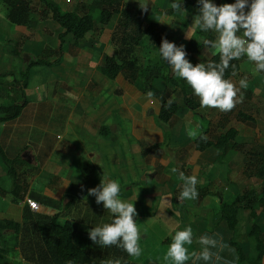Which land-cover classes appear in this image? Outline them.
Here are the masks:
<instances>
[{
	"label": "crops",
	"instance_id": "obj_1",
	"mask_svg": "<svg viewBox=\"0 0 264 264\" xmlns=\"http://www.w3.org/2000/svg\"><path fill=\"white\" fill-rule=\"evenodd\" d=\"M51 1L61 10L79 15L85 14L93 2V0ZM171 2L173 0H123V3L132 9L143 10L146 23L156 22L164 25L170 42L175 43V45L182 43L187 45L189 40H194L190 38L193 35H196L199 40L203 32L199 30L189 31L188 28L193 23V18L199 14V10L182 3L185 13L183 11L176 12L170 8ZM212 2L217 6L230 3L229 0H212ZM141 6H146L147 11ZM117 20L118 16L102 28L98 24L96 27L101 28V32L98 34L88 33L78 44H74L72 38L67 37L69 52L68 49H64L61 61L56 66L60 67L62 62L66 61L67 56L103 57L105 52H109L107 55H113L114 50L110 44V38ZM53 23L54 29L50 30L52 34L46 35V41L42 44L55 50L59 47L58 35L63 30L55 22ZM17 27L20 26H15V28ZM212 32L215 40L218 34L215 31ZM90 42H92L91 45ZM202 43L203 41L198 44ZM201 58L203 60V57ZM245 73L248 71L243 70L242 79ZM240 74L242 73L240 72ZM240 74L238 73L236 76L240 77ZM236 76L228 79L234 85H236ZM101 78L104 84L111 81L103 76ZM70 79L69 77L67 80ZM124 82L127 85L121 97L117 100L112 97L113 102L110 105L104 102L100 103L97 109L86 111L84 115L86 123L95 121V123L99 122L105 125V127L99 128L98 135L101 138L95 139L93 136L92 143L90 141L92 146L96 147L95 153L98 161L95 164L83 156H79L78 159L81 160L79 168H83L87 161L95 168L92 183L96 178V187L100 184L101 179L117 181L120 187L117 198L122 202L134 204L137 212L134 220L141 237L138 241V246L141 249L140 256H129L122 247L117 245L103 247L90 240L89 230L112 223L115 219L114 214L106 210L102 203L98 205L95 200L91 203V198L87 199V189L83 188L82 177L80 175V177L74 178L75 171L73 169L68 171L67 180L69 179V181L65 180L61 186L57 187L60 180L58 179L59 175L55 173H59L61 170L53 164L59 161L62 156L57 151V145L47 139L50 129L54 134L53 128L57 122L52 118L49 122L52 123L50 128L49 123H41L43 120L38 122L37 117L32 121L25 120L26 116L23 114L13 121L0 124V144L3 150L9 158L21 155L25 161L34 166L35 170L29 171H39L34 180L41 179L45 173L47 175L53 174L58 180V184L55 186L50 185L48 179L46 183L39 182L36 188L33 183L29 182V179L27 180L28 172L22 175L28 185L25 198L36 201L40 206L38 212L29 209L30 215L53 216L68 200V198L66 201L64 200L66 195L73 197L90 209V213H80L77 216L76 223L80 226L77 236L81 246L103 263L109 260L113 262L119 260L120 264H173L170 259L165 260L164 258L168 246L172 243V237L176 231L190 226L193 239L191 245H185L190 254V259L185 264H193L191 253L200 251L198 241L200 237L205 235L217 239L223 245L212 250L219 256V259L214 255L207 264H254L256 250L253 241L248 236L251 227L249 212L239 210L236 217L237 224L234 230H231L226 222L221 219L220 208L223 203H230L237 195H242L247 191L257 193L261 181L254 176L245 175V156L240 152L228 150L222 163L218 162L220 153L212 148L203 152L195 150L193 140L200 133L199 122L206 120L210 123V127L215 126V133L212 136H210L211 131L209 129V139H214L225 130L220 128L222 126L218 123H211V117L206 118L207 111L209 113L212 108L203 109L200 105L196 110H193L180 106L169 125L170 144L167 149H163L165 142L163 130L156 123V113L159 107L155 111V116L148 118L147 113L152 106L151 101L148 100L149 97L147 98L143 94L141 86L137 87L135 83L131 84L126 79ZM258 85V82L256 84L247 82L246 89L240 88L239 84L236 87L256 95ZM161 87L164 88V84ZM195 100H199L196 95ZM197 112L200 113L197 115ZM58 115L56 113V116ZM72 117V113L64 115L61 125L67 127L71 124ZM136 122L137 126L134 128ZM84 125L86 126V124ZM101 128L105 129L104 134H100ZM130 128L133 132L128 130ZM135 129L137 130L135 131ZM236 130L235 140L238 144L243 143L251 145V148L255 146L256 149H264L263 115H252V121L243 123L240 129ZM57 139L61 140V137L58 136ZM86 139L88 138L86 137ZM81 146L87 147L88 144L85 142ZM29 157L35 162H31ZM52 157H59V160L51 159ZM173 168L177 169L175 173L172 172ZM181 172L185 177H196L197 184L195 187L198 192L196 199L181 200L179 198L184 185V181L180 179ZM0 184L3 188L0 190L1 229L5 220L22 223L25 220L27 206L22 200L6 193V189L10 188V183L1 166ZM254 210L258 216L259 224L264 227V207L255 204ZM73 220L71 219V221ZM4 234L8 235L9 233L5 232ZM9 249H14L17 256L13 259L10 253L7 254L4 264H33L22 258L19 248L9 246ZM195 264H206V262L199 260L195 261ZM260 264H264V255Z\"/></svg>",
	"mask_w": 264,
	"mask_h": 264
},
{
	"label": "trees",
	"instance_id": "obj_2",
	"mask_svg": "<svg viewBox=\"0 0 264 264\" xmlns=\"http://www.w3.org/2000/svg\"><path fill=\"white\" fill-rule=\"evenodd\" d=\"M42 6L41 16H49L63 32L58 35L59 47L55 50L44 51L55 56L49 61L43 57L30 60L22 71V85L17 84V100L0 104V124L17 119L27 105L24 90L28 86L30 70L35 66H56L60 63L64 54L66 38L71 35L74 44L86 37L90 32L98 34L101 28L118 16L116 26L111 34L110 44L114 50L113 55H105L100 66V72L109 79H115L120 73L125 79L136 83L137 79L143 76L147 81L160 79L164 88L158 95L159 108L156 113V123L163 130L164 141L170 135L169 125L180 104L176 100L168 98L177 92L182 95V104L189 109L196 110L200 102L195 100L191 87L181 78L177 77L168 63L159 55V47L162 38L170 39L166 27L156 22H145L143 10H134L125 5L123 0H93L85 14L79 15L73 12L61 10L51 0H37ZM6 5V19L15 26L30 27L34 23L30 0H4ZM235 3L233 0L229 4ZM251 0H249V4ZM188 7L199 9L197 0H183ZM100 25V29L97 25ZM205 47L204 43L198 44L189 40L185 51L188 55L198 54ZM12 55L20 57L23 48L14 47ZM146 50L149 57L141 64L137 59L136 50ZM45 56H48L47 54ZM194 58V57H193ZM219 53H215L207 60L200 56L193 59L192 65H207L208 63H219ZM235 65V70L231 67ZM240 59L230 62V67L225 71L224 79L236 76L240 70ZM235 71V75H233ZM11 72L0 74L8 76ZM9 97L5 89L0 87V99ZM14 99V98H9ZM237 117L244 121H252V117L245 113L238 112ZM210 124V123H209ZM104 128L100 134H104ZM168 134V135H167ZM209 128L199 133L193 140L195 150L203 152L212 148L224 158L228 150H235L245 156L244 173L254 176L261 181L259 191L254 193L247 191L237 195L230 203H223L220 208L221 219L224 220L229 229L234 230L237 224V213L239 210H246L251 217V227L248 233L253 241L256 250L254 264H260L264 255V227L259 224L258 216L254 205L264 207V149H252L245 144L236 142L237 130L233 127L225 129L215 139H209ZM0 166L7 177L10 188L6 193L18 200H24L28 192V185L23 179V174L35 170V167L25 161L21 155L9 158L0 144ZM95 168L90 162H86L81 169L83 186H88L94 178ZM0 190H3L0 184ZM67 196V195H66ZM67 198V197H66ZM80 213H90V209L82 205L73 197L68 200L53 216L30 215L29 208L25 210V220L22 223L5 220L0 229V262L6 263V255L11 252L10 247L19 248L22 258L33 264H105L89 251L85 250L78 239L80 226L77 225V216ZM27 214V215H26ZM27 218V219H26ZM71 219H74L71 221ZM8 232L9 234H4ZM77 236V238H76Z\"/></svg>",
	"mask_w": 264,
	"mask_h": 264
},
{
	"label": "rangeland",
	"instance_id": "obj_3",
	"mask_svg": "<svg viewBox=\"0 0 264 264\" xmlns=\"http://www.w3.org/2000/svg\"><path fill=\"white\" fill-rule=\"evenodd\" d=\"M229 1L231 3L233 0ZM29 4L32 10V17L35 20L34 23L30 27L20 26L15 28V25H12L6 19V5L4 3V0H0V74L11 72V74L8 76H0V87L1 89H5L6 93H8L9 96L0 99V104L4 102H10L11 100H17L19 94L14 87L17 86V84L22 85V71L30 60L37 58L39 59L43 56L49 61L55 59V56H50L47 52L46 54L48 56H45L46 54H44V51L47 49V46H45V44H42L46 41V35H49L51 33L50 30L54 29V23L49 16L45 18L41 16L42 6L37 0H30ZM247 10L248 9H245L246 12ZM241 34L242 31L237 33V35ZM67 37L72 38L71 35H68ZM190 38L194 39L196 43H200L205 38L214 40V34L211 30L207 33H203V35L199 38L200 41L198 40L196 35L190 36ZM89 44L91 45L92 42H90ZM181 45L185 46L186 44L184 45L182 43ZM181 45L176 44V46L178 47ZM14 47L23 48V52L20 57H14L12 55L11 52L13 49H15ZM65 48L68 49L69 52L70 47L69 44L67 46V42L65 43L64 49ZM201 51L196 55H190L191 57L187 54L186 59L192 64V57H197L198 55L200 57H203L204 61L208 59V57H210L213 52V54L217 53L216 50L206 46L203 47ZM107 53L109 52L103 53V57L67 56L66 61L62 62L60 67L35 66L30 70L28 86L24 90L27 105L23 109L21 115L24 114L26 116L25 120L29 121H32L35 117H37L38 122L43 120V122L41 123L46 122V124L49 123L52 118H54L55 122H57L53 128L54 134L52 129H50L47 139L57 145V151L62 156L60 160L59 157L51 158L54 160H59L55 164H53L55 166H58V168L61 170L59 173H55L59 175V184L58 180L53 176V174L47 175L45 173L44 175H42L41 179L34 180V177L38 175L39 171L27 173V180L29 179V182L33 183L36 188L39 182L46 183V180L48 179L50 180V185L55 186L58 184L57 187L61 186L68 178L69 169H73L75 171L73 174L74 178L76 176L80 177V169L82 167L79 168L81 165V160L78 159L79 156H83L84 158L91 160L95 164L98 161L96 157L97 155L95 153L96 147L92 146L93 144H91V140L93 139V136L95 137V139L101 138V136L98 135L99 128L105 127V125L99 122L95 123V121L92 123H86V121L84 120L85 112L92 109H97L98 104L103 102L110 105L113 102V99L111 98L114 97L117 100L119 97H121L124 90L126 89L125 86L127 85L124 82L125 77L120 73L115 77V79H109L100 72V66L103 62L104 56L107 55ZM71 54H73L72 51ZM136 54L137 59L141 64L146 62V59L149 57V54L146 50L137 49ZM239 66V74L240 72L242 74L239 75L240 77L236 76V85L239 84V81L242 79L241 76H243V70H246L248 71V73H245L243 79L245 78L249 83L254 82V84H256L258 82V91L256 90L257 94L253 95L252 93H248V90H239L237 99H239L242 95L243 100L242 102L237 103L236 106L230 111L223 112L215 108H212V110L209 111V113L211 114H209L207 111L205 115L206 118L211 117V123H218V125L222 126L220 127L222 129L233 127L239 130L243 123L248 122L238 118L236 115L238 112L245 113L250 117H252V115L254 114H256V116H264V72L256 73L254 71L255 63L249 61L246 55L240 58ZM101 76L111 81H104V84L101 81ZM69 77L71 79L67 80ZM135 85H137V87H142L141 90L147 98V94L149 92L153 93L152 97L148 98V100L151 101L150 103L152 106L147 113V116L148 118L155 116V111L159 107L158 95L163 89V87H161L163 86L162 81L160 79H156L155 81L150 82L149 80L147 81L143 76H141L137 79ZM196 98L199 99V97L197 96ZM168 99L176 100L180 104V106H183L182 95L180 94V92L172 94ZM198 101L200 102V100ZM56 113H58L59 115L56 116ZM71 113L73 115L70 121L71 124L67 125V127H63V125L61 124L63 123L64 115H68ZM198 113L200 112H197L196 114L198 115ZM51 115L52 117H50ZM198 117L200 118V115ZM195 119L197 118L195 117ZM199 123L201 126L199 130L200 133L207 128H209L211 131L210 136L215 133L214 125L210 127L209 122H207L206 120H202ZM49 124L51 128L52 123ZM84 124H86V126ZM83 125L85 126L84 128ZM136 126L137 122L136 124H134V128ZM128 130H131L130 132H133L132 128ZM136 130L137 129H135V131ZM58 136L61 137V140L57 139ZM86 137L88 139H86ZM166 138H168V140L164 142L163 149H167L170 144L169 142L171 137L166 136ZM85 142L88 144V146L82 147L81 145ZM247 146L251 148V145L247 144ZM253 148H255V146H253ZM30 160L31 162H35V160L32 158ZM218 162L223 163L224 158H220ZM67 181H69V179ZM71 181L74 182L73 179H71ZM95 181L96 178L94 179L92 184L83 186V188L87 189V194L89 189L96 187ZM66 197L68 198L71 196L68 195ZM67 198L64 200L66 201ZM88 198H91V203H93L95 200L94 196L88 195L87 199ZM10 256L13 259L16 258L17 255L14 249L11 250ZM0 264L3 263L0 262Z\"/></svg>",
	"mask_w": 264,
	"mask_h": 264
},
{
	"label": "clouds",
	"instance_id": "obj_4",
	"mask_svg": "<svg viewBox=\"0 0 264 264\" xmlns=\"http://www.w3.org/2000/svg\"><path fill=\"white\" fill-rule=\"evenodd\" d=\"M199 14L193 18V23L188 27L189 31L199 30L207 33L210 30L218 35L215 40L204 39L206 47H211L219 53V63L197 64L193 66L187 59L184 46H176L162 38L159 47V55L172 68L174 74L183 79L199 97L202 108H215L223 112L232 110L237 103L242 102L243 96L237 99L239 89L229 80L224 79L225 71L230 67V62L239 60L242 56L255 63L256 73L264 72V0H235L233 4L215 5L212 0H197ZM181 0H173L170 8L173 11H183ZM147 11L146 6H141ZM245 9H248L247 12ZM241 35H237L241 32ZM235 70V65H231ZM235 75V71H233ZM240 88H247L246 79L239 81ZM148 97L153 93L149 92ZM177 169L173 168L175 173ZM180 179L184 181L183 190L180 193L181 200H194L198 197L196 191L197 179L195 176L185 177L180 173ZM120 192L117 181H105L88 190L89 196H94L96 203L103 204L104 208L114 214L115 219L110 224L95 227L89 230L90 240L103 247L117 245L122 247L129 256L138 257L141 249L138 241L141 238L139 229L134 220L137 215L134 204L125 203L118 199ZM193 239L192 228L186 227L176 231L172 237V243L168 246L165 260H171L173 264H185L190 259L189 250L185 245H191ZM200 251L192 252L193 264L195 261L207 262L216 255L212 250L222 247L217 239L207 235L200 237L198 241ZM105 264H120L109 260Z\"/></svg>",
	"mask_w": 264,
	"mask_h": 264
},
{
	"label": "built area",
	"instance_id": "obj_5",
	"mask_svg": "<svg viewBox=\"0 0 264 264\" xmlns=\"http://www.w3.org/2000/svg\"><path fill=\"white\" fill-rule=\"evenodd\" d=\"M23 203H24V205H26L33 212H38L39 209H40L39 204L36 201H34V200L30 199V198L26 197L23 200Z\"/></svg>",
	"mask_w": 264,
	"mask_h": 264
}]
</instances>
